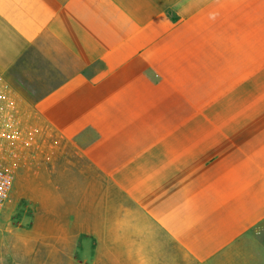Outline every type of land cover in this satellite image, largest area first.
Here are the masks:
<instances>
[{
  "label": "crops",
  "instance_id": "0c3cea01",
  "mask_svg": "<svg viewBox=\"0 0 264 264\" xmlns=\"http://www.w3.org/2000/svg\"><path fill=\"white\" fill-rule=\"evenodd\" d=\"M212 13L228 67L211 86L200 67L192 106L190 70L160 48ZM0 158L36 176L16 201L28 264L41 245L83 264H264V0H0Z\"/></svg>",
  "mask_w": 264,
  "mask_h": 264
},
{
  "label": "rangeland",
  "instance_id": "374dc122",
  "mask_svg": "<svg viewBox=\"0 0 264 264\" xmlns=\"http://www.w3.org/2000/svg\"><path fill=\"white\" fill-rule=\"evenodd\" d=\"M221 29L222 28L220 27L219 33L221 32ZM216 36L214 14L212 13V16L210 17L209 14L207 16L204 15L203 23L200 22L199 16L196 15L190 19V21H187L182 25H178L175 28L170 40L160 48V51L167 52L166 55H163V57L159 59L161 65L171 67L173 69L184 68L185 70H190L192 106L198 99L200 67L205 66L207 68L206 80L208 85H214L215 66H218L217 68H219V70H223L224 72V68L228 67V64L226 63L229 60L226 58L216 59L217 61L222 62V64H216ZM219 45H221V43H219ZM239 65L246 70L247 60L239 59ZM244 70L240 68V72L238 74L233 76H224L222 80L223 90L229 87L232 83H235L245 77ZM187 77L188 76L185 75V78ZM186 80L187 79H185V84ZM213 93L214 92H211L208 89V96L214 95ZM22 168L21 163L14 164L11 162L10 164L6 160L0 158V169L14 175V187L11 194L12 197H10V202L7 203L0 220V228L3 231L2 236L0 237V258H4L7 255L14 257L15 260L19 261L16 264H19L20 262L22 264H28L30 260L28 251H25V247L21 244L24 221L20 218V216L22 215L24 208L20 204H17L16 201L19 199L22 192L24 181L28 178V180H30L36 177L35 174H32L31 177H29L28 174L24 176L25 173ZM33 189L37 190L35 186L31 188V190ZM14 236H16V239H14ZM9 237L11 238L8 239ZM12 238L14 241L16 240V242L19 240L18 247L13 251L7 252L2 249L1 246L4 244L6 239L7 243H9ZM41 247L43 248L42 251L37 250L38 253L34 252V257L32 258L33 263L35 261V254H38L36 256L38 264H83V262L86 261L85 255L80 252H75V254L72 252L70 258L60 251H55L54 249L47 250L44 245H41L40 248Z\"/></svg>",
  "mask_w": 264,
  "mask_h": 264
},
{
  "label": "built area",
  "instance_id": "2783aa9c",
  "mask_svg": "<svg viewBox=\"0 0 264 264\" xmlns=\"http://www.w3.org/2000/svg\"><path fill=\"white\" fill-rule=\"evenodd\" d=\"M14 176L6 171L0 169V220L2 218L6 204L10 198L13 189ZM2 229L0 228V237L2 236Z\"/></svg>",
  "mask_w": 264,
  "mask_h": 264
}]
</instances>
